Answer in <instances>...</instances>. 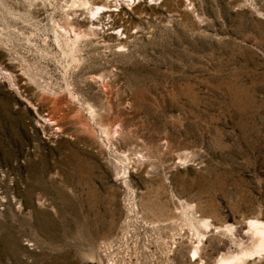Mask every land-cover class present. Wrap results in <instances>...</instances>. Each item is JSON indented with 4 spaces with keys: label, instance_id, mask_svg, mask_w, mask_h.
<instances>
[{
    "label": "rangeland",
    "instance_id": "obj_1",
    "mask_svg": "<svg viewBox=\"0 0 264 264\" xmlns=\"http://www.w3.org/2000/svg\"><path fill=\"white\" fill-rule=\"evenodd\" d=\"M112 2L131 37L0 0V264H219L264 222V0Z\"/></svg>",
    "mask_w": 264,
    "mask_h": 264
},
{
    "label": "bare ground",
    "instance_id": "obj_2",
    "mask_svg": "<svg viewBox=\"0 0 264 264\" xmlns=\"http://www.w3.org/2000/svg\"><path fill=\"white\" fill-rule=\"evenodd\" d=\"M83 1V0H82ZM161 1V0H160ZM178 1V0H177ZM180 1V0H179ZM115 2V1H114ZM114 2H112V0H94V4H98L99 6H101V7H103L101 10V16H100V14H99V17H100V19L102 20V19H107V18H112V20L111 21H109L108 23H106V24H108V26H107V28H106V31H107V34H109L111 37H114L115 39H117V41L118 40H121L122 38H128V37H131L133 34H131L130 33V28H129V30L128 29H126V28H122L121 27V25H120V23L118 22V21H116L115 20V18H116V12H115V10L112 8L113 6H114ZM162 2H163V0H162ZM162 2H160V3H162ZM182 2V1H181ZM180 2V3H181ZM170 3V2H169ZM179 3V4H180ZM183 3V2H182ZM163 4V3H162ZM167 4H168V2H167ZM166 4V5H167ZM176 4V3H175ZM174 4V5H175ZM185 4V3H184ZM116 5H118V3L116 2ZM116 5H115V7H116ZM165 5V6H166ZM72 6V5H71ZM94 6V5H93ZM161 6V5H160ZM164 6V7H165ZM171 6V5H170ZM177 6V5H176ZM181 6V5H180ZM114 7V8H115ZM154 7H157V6H154ZM166 7H168V6H166ZM174 7V6H173ZM186 7V6H185ZM96 8V7H95ZM176 8V7H175ZM182 8V7H181ZM167 9V8H166ZM178 9V8H177ZM176 9V10H177ZM170 10V9H169ZM174 10V9H173ZM175 10V11H176ZM179 10V9H178ZM194 10V9H193ZM172 11V10H171ZM182 11H183V9H182ZM100 12V11H99ZM169 12V11H168ZM177 12H180V11H176V13ZM167 13V12H166ZM173 13H174V11H173ZM185 13V12H184ZM196 13V12H195ZM88 14V13H87ZM178 14V13H177ZM192 14V13H191ZM194 14V13H193ZM82 15V14H81ZM85 15V14H84ZM195 15V14H194ZM198 15V14H197ZM73 16V15H72ZM79 16V15H78ZM88 16V15H87ZM189 16V15H188ZM192 16V15H191ZM89 17H90V14H89ZM195 17V16H194ZM77 18V17H76ZM83 18V17H82ZM185 18V17H184ZM186 18H188V17H186ZM191 18V17H190ZM196 18V17H195ZM66 19V18H65ZM93 19H95V18H93ZM105 19V20H106ZM119 19V18H118ZM67 20H69V19H66L65 21L67 22ZM73 20V19H72ZM76 20V19H75ZM81 20V19H80ZM97 20V19H96ZM95 20V21H96ZM104 20V21H105ZM108 20V19H107ZM71 21V20H70ZM70 21H68V22H70ZM74 21V20H73ZM121 21V20H120ZM99 22V21H98ZM78 23H80L82 26H85V28H86V25L87 24H91L92 26H93V24H94V21L93 20H91V19H89V18H83L81 21H78ZM103 23H105V22H103ZM63 24H65V22H63ZM72 24V23H71ZM101 24V23H100ZM99 24V25H100ZM62 25V24H61ZM60 25V26H61ZM77 25V24H76ZM103 25V24H102ZM92 26L90 27V28H92ZM65 27H66V25H65ZM76 27V26H75ZM78 27H80V26H78ZM88 28V27H87ZM65 29V28H64ZM70 30H71V28H69ZM73 30H74V28H72ZM78 29V28H77ZM91 30V29H90ZM94 30H95V28H94ZM77 31V30H76ZM75 31V32H76ZM87 31H89L88 29H87ZM106 31H105V33H106ZM64 32V31H63ZM68 32V31H67ZM66 32V33H67ZM80 32V31H79ZM93 32V31H92ZM95 32V31H94ZM103 32V31H102ZM134 32V31H133ZM65 33V32H64ZM63 33V34H64ZM98 33V32H97ZM100 33V32H99ZM98 33V34H99ZM104 33V32H103ZM93 34V33H92ZM96 34V33H95ZM98 34H97V36H98ZM75 35V34H74ZM73 35V36H74ZM94 35V34H93ZM122 35H124V36H122ZM67 36V35H66ZM72 36V37H73ZM80 36H82V35H79V37ZM62 37V36H61ZM65 37V36H64ZM71 37V38H72ZM108 37V36H107ZM73 38H76V37H73ZM86 38V37H85ZM134 38V37H133ZM68 40H70V39H68ZM77 40L78 39H76V40H74V43H75V41L77 42ZM105 40V39H104ZM111 41V40H110ZM116 41V40H115ZM64 42V41H63ZM65 42H66V40H65ZM70 42V41H69ZM127 42V41H126ZM59 43V42H58ZM72 43H73V41H72ZM78 43V42H77ZM77 43H76V45H77ZM80 43V42H79ZM122 43H124V42H122ZM64 46H65V44H63ZM69 46V45H68ZM75 46V45H74ZM67 47V46H66ZM70 48H71V46H69ZM68 47V48H69ZM67 49V48H66ZM74 49V48H73ZM63 51H64V49H62ZM63 53V52H62ZM69 53V52H68ZM70 53H72V52H70ZM69 53V54H70ZM76 54L78 53L77 51L75 52ZM64 54V53H63ZM74 54V53H73ZM79 54H80V52H79ZM66 56V55H65ZM79 56V55H78ZM76 57V56H75ZM75 57H74V59H75ZM66 58H67V56H66ZM68 59V58H67ZM76 60H77V58H76ZM71 61L72 60H70V62H68V63H70L71 64ZM76 62V61H75ZM73 63V62H72ZM80 63V62H79ZM75 66V65H74ZM72 68H73V66H72ZM91 77V76H90ZM66 78V77H65ZM106 90V89H105ZM38 94V93H37ZM46 98V97H45ZM54 98V97H53ZM47 99H48V97H47ZM55 99V98H54ZM57 99V98H56ZM59 99V98H58ZM47 102V101H46ZM53 102V101H52ZM58 103V102H57ZM67 103V102H66ZM50 104V103H49ZM56 104V103H55ZM61 104V103H60ZM68 104V103H67ZM66 104V105H67ZM54 105V104H53ZM56 106V105H55ZM42 107V106H41ZM53 107V106H52ZM59 107V106H58ZM64 107V106H63ZM71 107V106H70ZM69 107H67V109H68ZM42 110H44V109H42ZM47 110V109H46ZM55 110V109H54ZM61 110V109H60ZM63 110V109H62ZM93 110V109H92ZM53 112V111H52ZM58 112V111H57ZM56 113V112H55ZM70 113V112H69ZM93 113V112H92ZM50 114V113H49ZM60 115V114H59ZM50 116V115H49ZM72 117H73V115H71ZM70 117V116H69ZM68 117V118H69ZM77 117V116H76ZM75 117V119H78V118H76ZM80 117V116H79ZM59 118V117H58ZM81 118V117H80ZM60 119H61V117H60ZM66 120H67V118H65ZM82 120H84V119H82ZM59 121V120H58ZM78 121V120H77ZM81 121V120H80ZM85 121V120H84ZM83 121V122H84ZM82 122V121H81ZM112 122H114V121H112ZM62 123V122H61ZM70 123V122H69ZM71 123H74V122H72L71 121ZM86 123V122H85ZM66 124V123H65ZM76 124V123H75ZM115 124V123H114ZM72 125V124H71ZM74 125V124H73ZM72 125V126H73ZM78 126H79V124H77ZM85 126H86V124H85ZM44 127V126H43ZM62 127V126H61ZM76 127V126H75ZM84 127V126H83ZM73 128V127H72ZM86 128V127H85ZM111 128H113L112 126H111ZM82 129V128H81ZM80 130V129H79ZM109 131V130H108ZM115 132V131H114ZM256 218V217H255ZM258 218V217H257ZM249 219H251V218H249ZM248 220V219H247ZM198 222V221H197ZM197 225V224H196ZM200 225V224H199ZM247 226H248V230H246L245 232H247V234L249 235V237H250V245H248V246H246V247H244V248H242L238 253H235V254H222L221 255V258H220V260H219V264H245L249 259H251V258H253V257H255V256H257V257H259V256H262V255H264V222L262 221V220H258V219H251V220H248V224H246ZM191 226V225H190ZM193 228V227H192ZM248 237V238H249ZM248 240V239H247ZM200 241V240H199ZM234 241V240H233ZM235 242V241H234ZM199 244H200V242H199ZM241 245V244H240ZM201 248V247H200ZM192 253L193 254H196L197 253V247H195L194 249H193V251H192ZM192 254V255H193ZM256 258V257H255Z\"/></svg>",
    "mask_w": 264,
    "mask_h": 264
}]
</instances>
